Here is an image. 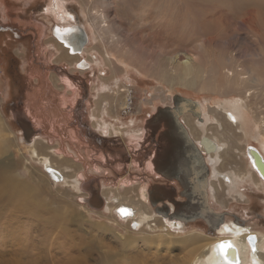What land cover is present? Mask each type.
Instances as JSON below:
<instances>
[{
  "label": "rangeland",
  "instance_id": "374dc122",
  "mask_svg": "<svg viewBox=\"0 0 264 264\" xmlns=\"http://www.w3.org/2000/svg\"><path fill=\"white\" fill-rule=\"evenodd\" d=\"M77 2L67 0L63 10L77 21H84L81 12L90 6ZM48 4L49 0H0V164L8 165L5 177L0 168V264L182 262L187 251L178 244L180 236L190 232L214 235L202 219L188 222L181 235L176 233L182 230H176L175 234L163 236L167 241L164 245L150 243L158 242L155 235L130 236L122 226L111 224V216L103 210H93L81 201L87 196L85 193L74 196L68 189L51 185L44 176L45 170L31 161L27 147L43 140L53 147L54 162L75 165L84 182L95 178L112 189L123 182L129 187L145 184L150 188L157 184L174 189V199L185 200L178 193L182 187L175 178L158 177L148 166L156 152L167 148L163 135L168 131L163 121L155 127L149 123L160 109L168 107L171 95L195 101L206 99L209 105H215L213 102L223 99L233 87L238 88L236 85L242 90L246 84L257 88L256 83L249 81L248 73L264 79V16L259 15L255 21L263 27L262 38H258L243 24L248 6L244 0L233 9L204 4L202 0H116L106 12L110 28L104 27V35L96 30L93 21H88L94 38L88 53L95 54L101 63L93 68L95 74L90 70L83 74L75 71L83 86L72 88L63 84L65 76L60 72H73L65 58L57 59L59 51L53 45L51 29L58 21L47 13ZM103 5L106 6L104 0H94L91 7L102 11ZM261 6L264 11V3ZM125 34L149 50L132 45ZM106 51L125 61L117 63V74L119 85L129 89V105L118 116L123 122L134 121L140 135L138 139L120 137L107 141L94 135L89 137L88 148H81L79 141L93 132L87 118L91 110H98L96 102L109 104L115 96L107 92L103 98L98 97L100 74L106 79L111 76V69L102 58ZM189 51L195 54L196 66L188 78L201 76L206 90H201L199 84L189 87L175 82L170 86L164 75L176 76L168 72L165 56ZM231 70L241 73L239 80L231 75ZM242 78H248L245 85L240 82ZM116 90L113 88L112 93ZM259 91L255 97L257 106L264 104V88ZM104 106L108 109V105ZM17 119L26 121L33 136L39 138L32 136L27 143ZM76 133L81 135L79 139ZM234 153L237 156L235 150ZM215 187L219 190L216 211L226 212L230 218L232 214L244 218V225L264 233L263 190L245 185L241 187L242 199H234L224 184L215 182ZM136 193L132 190L128 196L136 197Z\"/></svg>",
  "mask_w": 264,
  "mask_h": 264
},
{
  "label": "bare ground",
  "instance_id": "6f19581e",
  "mask_svg": "<svg viewBox=\"0 0 264 264\" xmlns=\"http://www.w3.org/2000/svg\"><path fill=\"white\" fill-rule=\"evenodd\" d=\"M104 1L106 6L103 5L104 9L102 11L95 10L91 7L94 0H79V2H77L83 6H90L87 11L84 7V11L81 9V16L85 21L84 23L80 17L77 21L75 16L67 12V10H63L67 7V0H49L46 11L50 18L52 17L54 20L58 21L56 25H53L54 27L52 26L57 32H63L67 28H71L77 24L79 25L80 22L88 37V42L85 44V47L82 48L83 50L81 49L82 52H78L79 54H71L68 47L66 48L65 45L62 44L63 42H59L55 32H53V28L51 29V34L55 37L53 38V42L55 44H52L57 48V51H59L57 59L60 61L65 58L71 65L72 72L75 74L76 72L83 74L86 71L94 70L93 68L95 66H100L101 61L97 58V56L95 54L88 53L91 50L89 46L92 45L94 41L92 30L88 21H93V26L102 35H104V27H106V29L110 28L106 21V17L108 16V14L106 16V12L115 6L116 0ZM240 1L241 0H202V3L212 4L216 7L223 6L233 9L239 5ZM244 1L247 2L248 6L244 13L243 24L246 25L249 31L256 35V37L262 38L261 31L263 30V27L255 24V21L259 18V15L264 16V11L262 10L263 7L261 6L264 3V0ZM84 12L87 13L88 19ZM86 24L90 29H87ZM116 24L117 23L115 22V25ZM111 26L115 28L113 25ZM125 35L128 36L132 45H135L139 49L145 51L149 50L147 47L137 45L135 39L131 35ZM79 39L80 37H75V43L79 42ZM108 43L110 44L111 41L109 40ZM150 52L154 54L153 50ZM180 53L165 56L166 65L169 67L168 72H174V74L176 73V76L174 77L172 74H164L167 75L168 84L172 86L176 82L189 87L199 84L201 86V90H206L205 80L201 78V76H198L197 78H188L189 73L194 70V67L196 66L194 52L189 51L182 54ZM86 54H88V56L87 58H84ZM104 55L105 56H102V58L106 61L107 65H109L111 69V76L109 79H106L104 78V74H100V85L97 87L98 93L100 94L98 97L102 95L103 98L104 94L107 92L109 94H115V96L112 97V100L110 101L111 103L109 104H106L105 102V104H102V102L97 101L96 105L98 106V110H91V113L87 118V124L91 123V127L93 131H95V134L97 133L103 140H116L118 138L121 139L120 137L129 139L134 137L138 139L140 132L137 131L138 129L136 130L133 123L134 121L123 122L118 116L120 110L129 105L126 99L129 95V89L127 88V85H119L120 80L118 79L117 74V69H119L117 63L125 61H121L119 57L114 54H109V51H106ZM81 59H84V62L88 64L86 68L77 67L78 62H80ZM122 66L127 71L126 65ZM55 70L56 74H58L59 71H57V69ZM101 70L102 69H100V72ZM178 72H180L181 75ZM234 74V77H236L235 79H238L241 75V73L237 72V70H231V75L233 76ZM248 76L251 84L256 83L257 88L250 86L249 84L245 85V81H247L248 78H242L240 79V82L245 85L244 90L239 88V85H236L238 88L233 87L230 91L224 93L225 96L223 99L216 102L212 101L215 105H209L206 99L196 101L192 100L195 101L201 109L199 116L192 113H182L179 115L181 123L184 125L189 136L192 138V141L199 146L198 150L204 155L205 163L208 169V200L210 207L214 210L215 206L219 203V190L215 187V182L224 184L225 188L233 198L243 197L241 187L245 185L264 191V178H262L261 174H259L258 170L253 166L251 157L247 152L248 148L252 149V152L258 154L255 155L256 157L254 156L256 161H259L257 160L259 157L262 164H264V109H262L264 108V104L260 102L261 106H257L255 100V97L258 96L260 92L259 89L264 88L262 85L264 79L261 80L256 78L251 73H248ZM227 85L229 86V83ZM109 87H111V89L107 91L106 89ZM113 88H117L114 93H112ZM173 99L174 95H171L168 107L173 106ZM65 100L67 101V99ZM104 105H108V109H106ZM113 113H115L116 116H113ZM104 118L106 120H104ZM162 121L166 122L163 118L161 119L156 114L149 124L158 125ZM203 137L208 138L210 140L209 142L214 143L213 146L215 145L216 147L214 152L208 154L205 153L203 146L200 145V140ZM34 138L36 140L39 136L37 135ZM139 139L141 140L142 138ZM174 141H176L179 145L182 143L179 134L173 135L172 148L176 146V142ZM252 141L257 142V145L252 144ZM27 148L31 161H34L37 166L42 167L43 170L49 167L61 175L62 180L57 182L44 172L46 180L51 185L54 184L57 187L65 188L66 191L68 189V192L71 194L73 193L74 196H83V193H85L87 196L81 197V201L83 202L90 197V194L83 190V176L81 174L79 175L81 178L80 180L78 177V167L68 162L63 164L54 162L51 155V149L53 147H49L42 140L35 141L34 143L32 142ZM234 150L236 151L237 156L235 155ZM157 155L158 154H154L153 159H156ZM149 156H151V154ZM237 157H239V159H237ZM153 159L148 160V166L152 168L153 172L158 176L167 177L168 173H166V167H170L172 170L174 167V169H182L180 174L184 175V179H186L187 176H191L192 173L189 170H193L195 166L193 161L196 160L194 158L192 161L188 162L185 156L176 154L175 156H172L170 160L167 156L169 163H164L160 168L154 164ZM262 166L263 165L258 164V168L263 174L264 168ZM1 167L3 168L2 172H4L3 176L5 177L7 175L6 171L8 169V165L2 163L0 164V168ZM188 168L190 169L188 170ZM176 173L179 172L176 171ZM170 179L171 178H168V180ZM124 183L125 182L119 185L117 189L107 188L101 180H95V178L94 180L86 183L88 189L91 190H95L94 188L96 185L98 186V198L102 200L103 203L102 208L100 209L107 215L111 216V224L115 223L119 227L122 226L130 236L132 234L144 233L153 238L152 235H155L154 237H157L158 242L152 241L150 243H157L158 245L160 243L161 245L167 244V241L166 239H163V236L168 233L175 234L178 230H182V233L177 232L176 234H183V230H185L184 227H186L188 223H184L182 220L172 219L166 216L164 212L165 209H167L170 213H174L177 210L172 202L167 200L168 198L174 200L173 189L170 190L169 188H165L157 184L152 185L150 188H148L145 184H142L139 187H129V183L128 185H125ZM181 187L184 190V187ZM182 189L181 192H183ZM188 189L195 190L193 186H188ZM132 190L137 191L135 195L137 199H135L136 197L134 196H128ZM93 198L94 201L97 200L96 196ZM179 201L182 202V200ZM164 202L165 204L163 205ZM168 203L172 207H170ZM100 209L98 208L99 211ZM120 209H126L128 214H122L119 211ZM223 213L224 221L220 223L214 231L213 236L205 234L200 236V234L198 235L190 232V235L179 237L181 241H179L178 244H180L182 249L185 248L187 253L186 258L180 263L177 262V264H264V233L252 230V228L248 225H244V218L242 219L239 217L240 219L238 218V220L235 221L234 217L238 216L232 214V219L227 215L228 213ZM156 230L160 233H150L155 232ZM125 248L126 247H124V250ZM233 249L235 250V255L231 252Z\"/></svg>",
  "mask_w": 264,
  "mask_h": 264
},
{
  "label": "water",
  "instance_id": "95a60500",
  "mask_svg": "<svg viewBox=\"0 0 264 264\" xmlns=\"http://www.w3.org/2000/svg\"><path fill=\"white\" fill-rule=\"evenodd\" d=\"M53 32H55L58 40L60 42H63V44L69 48V52L71 54L81 52V49L85 46L88 40V37L84 29L78 24L72 26L71 28L65 29L63 32H57L53 28ZM75 37L76 38L80 37L79 42L75 43L74 40ZM87 66L88 64L84 62V60L79 62L77 65V67L79 68H84ZM200 112L201 109L195 103V101L180 96H174L173 106L162 108L157 113L158 117H160L161 119L163 118V120L166 121L165 123L167 124L168 131L164 133V135L170 141L169 143H171L172 145L173 135L176 134H179L180 140L182 141L180 145L176 141H174L176 142V146L173 147L174 150L172 149V151L167 155L169 157V160L170 158H172V156H175L176 154H181L185 156L188 162L192 161L194 158L196 159L193 161L195 164L193 168L194 172L192 169L189 170L190 168H188V170L191 171L192 174L191 176H187L186 179H184L185 177L183 174H180L182 171L181 168L174 169L173 167L172 170V168L166 167L165 170L166 173H168V176L166 178H175L180 184V186L184 187V190L182 189L183 192H181L180 195L182 197H185V200L182 202H176L168 198L167 200H170L177 210L174 213H170L168 212L167 209H165L164 212L166 216L172 219L182 220L184 223L192 222L196 219H202L205 222V224L208 226V229L211 232H214L217 229V227L220 225V223L224 221V213L216 212L210 207L208 201V190H207L208 169L205 163V158L202 155L201 151L198 150L196 144H194L195 142L192 141L187 130L179 121V115L182 113H192L196 116H199ZM17 122L22 130L23 137L25 138L26 142L29 143L34 132H32L31 128H29V125L26 121L17 119ZM209 141L210 140L205 137L201 138L200 140V145L203 146L206 154L214 152L216 150L215 145L213 146L214 143H211ZM252 151L253 150L250 148L247 149V152L251 157L253 166L258 170L262 178H264L263 175L264 173L262 174V171H260V169L258 168V164L263 165L262 166L263 168H264V164H262V162L260 161L261 159L259 157L257 158V160L259 161H256L255 155L258 154ZM156 166L161 168L162 167L161 162L158 163ZM176 171H178L179 173H176ZM45 172L54 181L60 182L62 180L61 175L57 171L49 167L45 169ZM89 181H86V183ZM86 183L84 182L83 184L84 187L83 190L87 191L90 194V197L86 199L84 202L87 204L89 208L91 209L93 208V210H98V208L99 209L102 208V204H103L102 200L98 198L99 195L98 186L96 185V187L94 188L95 190H91L88 189ZM188 186H193L195 190L188 189ZM95 196L97 197L96 201H94L93 198ZM164 204L165 203H163V205ZM234 219L235 221L238 220L237 217H234ZM231 252H233V254L235 255L234 249Z\"/></svg>",
  "mask_w": 264,
  "mask_h": 264
},
{
  "label": "flooded vegetation",
  "instance_id": "af4514ba",
  "mask_svg": "<svg viewBox=\"0 0 264 264\" xmlns=\"http://www.w3.org/2000/svg\"><path fill=\"white\" fill-rule=\"evenodd\" d=\"M51 33H52V31H51ZM53 35V34H52ZM54 37V36H53ZM55 38V37H54ZM60 42V41H59ZM88 42V41H87ZM63 44V43H62ZM64 45V44H63ZM66 47V46H65ZM85 47V46H84ZM67 48V47H66ZM68 50H69V48H68ZM83 50V49H82ZM82 52V51H81ZM80 52V53H81ZM75 54H79V53H75ZM84 59H81V61H83ZM80 61V62H81ZM79 63V62H78ZM78 65V64H77ZM84 68H86V67H84ZM63 76H65V78H64V83L66 84V87H72V88H74L75 86L76 87H79L80 88V86H83L82 84H83V81L80 79V78H78V77H75V75H77V74H75V73H68V72H66V70L65 71H61L60 72ZM75 74V75H74ZM78 84H79V86H78ZM83 89V88H82ZM152 127H155V125H153ZM19 129H20V127H19ZM22 131V130H21ZM92 131H93V129H92ZM77 132V131H76ZM94 135H96L97 137H99L100 138V136L96 133L95 134V132L93 131V132H91V134L89 133V134H86L85 136H83V139H81L80 141H79V144H81L80 146H81V148H88V144L91 142L90 141V139L94 136ZM78 139L81 137V135H79V134H77L76 133V135H75ZM164 136V140H165V145H167V148H164V147H162L161 148V150L159 151V153L158 152H156L158 155H157V157H156V159H153L154 160V164L155 165H157L158 163H160L161 162V164L163 165L164 163H169V160L167 159V155L172 151V145H171V143H169L170 141L167 139V137L165 136V135H163ZM89 137H90V139H89ZM101 139V138H100ZM74 140H75V137H74ZM77 140V139H76ZM83 140V141H82ZM103 140V139H102ZM107 140H109V139H105L104 141H107ZM78 141V140H77ZM196 144V143H195ZM196 146L197 147H199L197 144H196ZM174 150V149H173ZM203 155V154H202ZM204 156V155H203ZM76 160L77 161H79V159L76 157ZM155 175H157L156 173H154ZM80 175V174H79ZM83 176V175H82ZM158 177H160V176H158ZM157 177V178H158ZM83 178H84V176H83ZM79 179L81 180V178L79 177ZM168 179V178H167ZM89 181V180H88ZM82 182H84V181H82ZM155 185V184H154ZM170 189V188H169ZM180 189H182V188H180ZM170 190H172V189H170ZM173 192H174V189H173ZM179 193H181V190H180V192ZM173 199H174V197H173ZM174 200H176V199H174ZM173 200V201H174ZM182 201H184V200H182ZM176 202H181V201H179V200H176ZM165 203V202H164ZM169 204V203H168ZM170 205V204H169ZM170 207H172L171 205H170ZM172 209V208H171Z\"/></svg>",
  "mask_w": 264,
  "mask_h": 264
},
{
  "label": "snow or ice",
  "instance_id": "6c2138e0",
  "mask_svg": "<svg viewBox=\"0 0 264 264\" xmlns=\"http://www.w3.org/2000/svg\"><path fill=\"white\" fill-rule=\"evenodd\" d=\"M119 211H120L122 214H124V215H127V214H128V212H127L126 209H120Z\"/></svg>",
  "mask_w": 264,
  "mask_h": 264
}]
</instances>
